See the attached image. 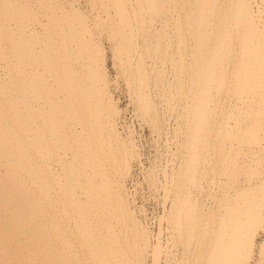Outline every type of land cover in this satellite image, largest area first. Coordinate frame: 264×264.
<instances>
[{
	"label": "bare ground",
	"instance_id": "1",
	"mask_svg": "<svg viewBox=\"0 0 264 264\" xmlns=\"http://www.w3.org/2000/svg\"><path fill=\"white\" fill-rule=\"evenodd\" d=\"M0 264H264V0H0Z\"/></svg>",
	"mask_w": 264,
	"mask_h": 264
},
{
	"label": "rangeland",
	"instance_id": "2",
	"mask_svg": "<svg viewBox=\"0 0 264 264\" xmlns=\"http://www.w3.org/2000/svg\"><path fill=\"white\" fill-rule=\"evenodd\" d=\"M104 39H105L104 44H105L106 53H107L108 69L110 71L111 76L114 79L116 78L115 80H117L118 79V77H117L118 76V69H117V66L114 64L113 53H112L110 41L108 38L104 37ZM112 87L114 89L113 91H114L115 95L120 99V105L123 108H125V111H124L125 120L127 121L128 125H130V127L132 129L134 128L136 140L139 143V146L142 147L141 149L144 153L143 154V164L141 166L142 168L136 166V168L134 169L135 172L133 171L134 175H135V176H133V178L136 177L135 179L137 180V183L138 182L139 183L138 184L136 183V185H134L132 187V189L136 187V190L138 192L137 193V201L140 204L146 205V207L148 209V216H149V219H147V221H150L149 224L152 227L151 230L153 229L154 232H157L159 230V225H160V220H159L160 217L159 216H160V214L162 215V213L164 211L163 203H161L159 201L158 197H152V199H151V197L148 198L149 194H151V190L147 186V183L143 181V178H144V166H146V167L150 166V164L153 163L151 161L154 160V158H155L154 156L159 153L158 147L156 146V144L158 145V143H156L154 141V136L157 137L158 139H159V136H156V135L153 136L150 128L147 125H145L142 122V120L140 119V117L138 116L135 104L131 101V98L128 95V92L126 91L127 88H126L123 80L118 79V81L115 82V84H113ZM172 145H173V143H172ZM165 158L162 159L164 164L167 161L166 160L167 158L166 159ZM131 180H132V178L129 179V182ZM130 184H132V181L130 182Z\"/></svg>",
	"mask_w": 264,
	"mask_h": 264
}]
</instances>
